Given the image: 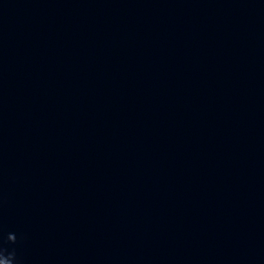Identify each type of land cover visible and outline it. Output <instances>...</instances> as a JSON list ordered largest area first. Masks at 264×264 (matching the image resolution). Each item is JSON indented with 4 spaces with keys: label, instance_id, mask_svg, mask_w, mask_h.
Returning a JSON list of instances; mask_svg holds the SVG:
<instances>
[{
    "label": "water",
    "instance_id": "water-1",
    "mask_svg": "<svg viewBox=\"0 0 264 264\" xmlns=\"http://www.w3.org/2000/svg\"><path fill=\"white\" fill-rule=\"evenodd\" d=\"M0 264H264V0H0Z\"/></svg>",
    "mask_w": 264,
    "mask_h": 264
}]
</instances>
